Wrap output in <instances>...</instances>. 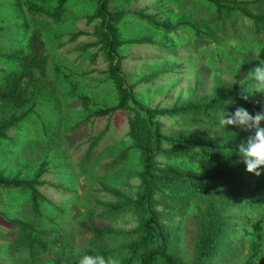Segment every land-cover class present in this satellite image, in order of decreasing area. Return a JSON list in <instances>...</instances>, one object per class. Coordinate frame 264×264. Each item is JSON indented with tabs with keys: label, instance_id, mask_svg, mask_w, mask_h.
<instances>
[{
	"label": "rangeland",
	"instance_id": "rangeland-1",
	"mask_svg": "<svg viewBox=\"0 0 264 264\" xmlns=\"http://www.w3.org/2000/svg\"><path fill=\"white\" fill-rule=\"evenodd\" d=\"M217 1H110L108 12L117 19L113 22L122 43V68L134 96L144 105L171 108L188 100L200 102L217 91L233 89L236 82L256 91L248 77L264 59V22L247 14L264 19V0ZM100 2L71 0L60 7L58 0H0V84L7 74L21 70L15 57L38 53L46 65L42 89L38 82L33 84L40 105L30 114L28 110L29 116L9 131V138L0 139V175L30 180L42 170L40 190L49 200L35 208L25 191L0 189V264L45 263L38 250L34 261L6 254L16 237L11 223L16 218L37 224L41 240L52 251L46 254L48 264H77L80 245L93 237L85 225L115 232L135 227L132 214L116 221L99 217L105 204L116 202L118 191L135 195L140 179H127V174L141 171V156L128 137L129 114H92L94 108L118 104L100 41ZM150 20L173 30L157 29ZM33 36L40 42L32 50L25 39ZM257 92L264 100V90ZM12 113L0 107V119ZM178 120L160 121L165 132L175 133L182 128ZM188 129L201 138L222 134L220 127L202 124ZM171 162L188 167L184 160ZM188 207L184 214L169 219V225L177 228L171 234L178 255L191 260L187 230L199 206ZM117 243L108 235L98 241L105 247Z\"/></svg>",
	"mask_w": 264,
	"mask_h": 264
},
{
	"label": "trees",
	"instance_id": "trees-1",
	"mask_svg": "<svg viewBox=\"0 0 264 264\" xmlns=\"http://www.w3.org/2000/svg\"><path fill=\"white\" fill-rule=\"evenodd\" d=\"M70 1L58 0L60 7ZM110 1L101 0L98 17L102 22V50L109 63L108 73L118 94V104L110 108H94L92 114L98 117H111L120 112L129 114L128 137L130 145L141 156V171L127 174V179L138 177L140 185L135 195L118 191L116 202L105 204L99 215L103 220L116 221L132 214L134 229L115 232L85 225L93 237L80 245V255L114 257L119 264H264V175L257 177L248 173L238 154L237 146L249 133L232 125L225 128L219 125V116L224 110L231 113L236 107L243 106L255 115L264 108L261 94L246 90L236 82L233 89L217 91L204 101L188 100L171 108L144 105L134 96L122 68V43L113 22L117 19H112L108 12ZM247 15L256 22H264L260 15ZM150 23L164 32L173 30L155 20ZM26 40L32 50L40 42L35 36ZM14 60L20 64L21 70L7 74L0 84V107L13 111L0 119V139L9 138V131L19 127L34 107L40 105L33 84L38 82L42 89L43 76L46 75L44 58L38 53L19 59L15 57ZM87 102L85 98L84 104ZM18 111L21 114L18 115ZM164 118H179L177 125L182 128L175 133L165 132L160 121ZM195 124L220 127L221 137L201 138L199 134L187 132ZM261 125L264 126V121ZM99 139L95 140L93 147ZM160 158L169 162L161 163ZM175 159L184 160L188 167L171 162ZM109 166L113 168V164ZM41 174L42 170L30 180H11L0 175V189L25 191L30 196V203L39 208L43 201H49L40 190L44 184L39 180ZM48 203L54 206L52 202ZM191 203L199 208L187 230L193 258L186 260L178 255L174 244L176 238L171 234L177 228L169 225V219L184 214ZM11 223L17 233L8 244L6 254L12 259L22 256L25 261H34L35 250H38L37 256L42 255L43 264H48L46 254L52 251L47 242L41 240L42 232L37 224L20 218ZM103 235L110 236L112 243L120 242L114 246H100L98 241Z\"/></svg>",
	"mask_w": 264,
	"mask_h": 264
},
{
	"label": "clouds",
	"instance_id": "clouds-1",
	"mask_svg": "<svg viewBox=\"0 0 264 264\" xmlns=\"http://www.w3.org/2000/svg\"><path fill=\"white\" fill-rule=\"evenodd\" d=\"M255 83L256 91L264 90V59L249 73V77ZM247 99V97H245ZM264 108L255 115L243 106L236 107L234 112H226L219 116V125L225 128L229 125L249 133L238 147V154L245 164V170L257 177L264 175ZM248 122H252L247 128ZM254 129V131H253ZM77 264H119L118 259L102 255H77Z\"/></svg>",
	"mask_w": 264,
	"mask_h": 264
}]
</instances>
